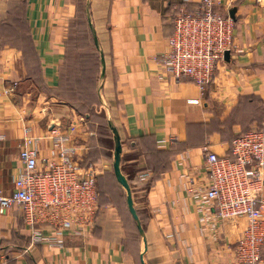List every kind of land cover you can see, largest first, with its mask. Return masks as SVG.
<instances>
[{
	"label": "crops",
	"instance_id": "1",
	"mask_svg": "<svg viewBox=\"0 0 264 264\" xmlns=\"http://www.w3.org/2000/svg\"><path fill=\"white\" fill-rule=\"evenodd\" d=\"M181 10L197 13L201 0L0 1V34L15 28L17 14L24 16L22 28L34 52L28 56L0 35V193L14 192L24 139L45 137L42 167L52 149L50 129L58 125L76 124L82 161L99 169L109 168L110 158L114 163L116 146L103 104L82 114L57 99L66 93L62 80L82 18L89 46L99 56L98 91L122 141L120 172L146 233V264H231L247 221L221 220L201 196L208 183L202 150L229 156L234 137L264 129V0H219L218 12L234 22V41L204 94L189 80L165 75L160 62L170 52ZM148 149L171 158L155 181ZM147 172L150 179L141 182ZM119 195L116 201L110 194L102 198L86 235L66 230L63 247L32 245L22 210L13 206L0 214V264H139L144 243L126 226V194Z\"/></svg>",
	"mask_w": 264,
	"mask_h": 264
},
{
	"label": "built area",
	"instance_id": "2",
	"mask_svg": "<svg viewBox=\"0 0 264 264\" xmlns=\"http://www.w3.org/2000/svg\"><path fill=\"white\" fill-rule=\"evenodd\" d=\"M218 4L219 0H201L199 12L181 10L174 19L170 52L160 61L165 75L193 82L202 94L234 41V22L218 12ZM76 132V124L50 129L52 149L42 167L40 143L45 137H26L14 192L11 196L0 193V214L20 207L32 245L63 247L66 230L86 235L97 221L98 170L92 164L81 166ZM202 151L208 183L201 196L221 220L247 221L231 264H264V131L254 129L235 138L229 156L219 157L208 147ZM150 176V172L143 173L139 180L147 182ZM189 190L195 193L193 186Z\"/></svg>",
	"mask_w": 264,
	"mask_h": 264
},
{
	"label": "rangeland",
	"instance_id": "3",
	"mask_svg": "<svg viewBox=\"0 0 264 264\" xmlns=\"http://www.w3.org/2000/svg\"><path fill=\"white\" fill-rule=\"evenodd\" d=\"M17 24L18 25L23 24L22 20L19 19L17 21ZM77 24H78V28L74 32V36L71 40L72 46L69 49V55H68L69 65H68V68L66 69L67 71L64 73L63 80H62V88L61 89L64 88L66 93L62 94V95H58L57 99H58V101H63L65 103H67L68 105L72 106L74 109L76 108L81 113L86 114L89 112L88 114H91V113L93 114L94 110H96V108H95L96 105H97V107L101 108L102 104L98 105V103L94 104V102H92V97H93V100L96 99L95 95L79 93V91L82 89H86L87 93H88V83H87L89 81L88 76L90 77V75H92L93 68L90 66H86V65L83 66L82 65L83 63L79 61L80 53L86 52L85 54H87V52L90 50V46H89V42H88L90 37L88 35V31L86 30L84 19L81 18L80 20H78ZM21 27H24V26L21 25ZM0 35H2L4 38L7 37V39H9L11 37L10 36V30L3 31V32H1ZM12 37L14 39L17 38L16 32L13 33ZM82 49L85 51H83ZM82 67H84V68L81 70ZM81 73H83V74H81ZM85 74L87 77L83 78V80H82V77ZM79 76L81 78L80 80L78 79ZM76 82H78L79 84L76 85ZM82 160L83 159L81 157L80 161H82ZM89 165H91V164H89ZM92 165H95L97 167L96 164H92ZM88 166H85V168ZM106 166L109 168H105V169L104 168L99 169V167L97 168V170H98L97 189L99 188V191L103 194L112 193L111 196H112L113 200L116 201V196L120 197V195L116 194V188L119 187V185H118L119 182L116 179V175L114 173L113 158H110L108 160V163L106 164ZM82 167H84V166H82ZM119 192H123L124 194H126L123 191V189L119 190ZM99 210H101L100 206H99Z\"/></svg>",
	"mask_w": 264,
	"mask_h": 264
},
{
	"label": "trees",
	"instance_id": "4",
	"mask_svg": "<svg viewBox=\"0 0 264 264\" xmlns=\"http://www.w3.org/2000/svg\"><path fill=\"white\" fill-rule=\"evenodd\" d=\"M21 6V8H25V5L24 4H21L20 5ZM20 6L18 7L19 8V10H18V12L21 10L22 11V9L20 8ZM18 15V17L19 18H21L22 19V17L24 18V16H19V14H17ZM10 20H11V18H10ZM16 20V17L11 21V23H13L14 25H15V28H13V27H11V29H8V30H10V38L9 39H7V37L6 38H4V40L6 41V42H8V43H11V44H14V45H16V46H18V48H20L26 55H28V56H33L34 55V52H33V48H32V46H31V43H30V38H28V37H26L25 36V34H26V30L25 29H23L22 27H21V25H18L17 24V21H15ZM25 20H22V23L23 24H25ZM22 24V25H23ZM14 32H16V34H17V38L16 39H14L13 37H12V35H13V33ZM83 50V49H82ZM83 51H85V50H83ZM86 52H82V53H80V55H79V61L80 62H82L83 64V66H90V67H92L93 68V73H92V75H90V77L88 76V78H89V81L87 82L88 83V93H87V90L86 89H82V90H80L79 91V93H81V94H92V95H95L96 96V99L95 100H93V97H92V102H94V104L96 103H98V105H101L102 104V102H101V98H100V93H99V91H98V85H97V82H98V78H99V74H100V70H99V65H98V54L93 50V49H91L90 48V50L87 52V54H85ZM88 55V56H87ZM84 67H82L81 68V70L83 69ZM81 74H83V73H81ZM85 77H87L86 76V74L82 77V80H83V78H85ZM79 80L81 79L80 78V76H79V78H78ZM78 80V81H79ZM79 83L78 82H76V85H78ZM60 95V94H59ZM93 104V103H92ZM81 113V112H80ZM89 113V112H88ZM82 114H84V113H82ZM257 130H261V131H264V129H261V128H258ZM250 130H248V131H246V132H243L242 134H245V133H247V132H249ZM242 134H240V135H242ZM240 135H238V136H240ZM238 136H236V137H234L233 139H232V141H231V143L233 142V140L235 139V138H237ZM231 149V148H230ZM149 151H150V153H149V155H148V157H150L149 158V162H150V165H151V167H152V170H153V172H154V181L155 180H157L165 171H167L168 169H169V167H167V165H168V163H170V159L168 158V154L167 153H163V152H159V151H156V150H154V149H148ZM185 150V149H184ZM183 152V151H182ZM182 152H180V153H182ZM231 152V151H230ZM86 161V162H85ZM85 161H82V163H81V165L82 166H88L90 163H92L90 160H87V158L85 159ZM97 185H98V181H97ZM105 193V192H104ZM98 194H99V206H100V208H101V200H102V198H105V196H107L109 193H106V194H103V193H101L100 191H99V188H98ZM103 194V195H102ZM112 193H110V195H111ZM116 194H118L119 195V190H118V188H116ZM118 196H116V198H117ZM126 203V202H125ZM100 211L101 210H99V212H98V216H99V214H100ZM127 216L128 217H126L127 218V225L126 226H131V227H133L134 229V231L138 234V236H140V233H139V231H138V229H137V226H136V224H135V222H134V220H133V217L131 216V214H130V212H129V210L127 211ZM139 215V214H138ZM97 216V217H98ZM140 216V215H139ZM141 218V217H140ZM138 263L139 264H142L141 263V256L139 255L138 256Z\"/></svg>",
	"mask_w": 264,
	"mask_h": 264
},
{
	"label": "water",
	"instance_id": "5",
	"mask_svg": "<svg viewBox=\"0 0 264 264\" xmlns=\"http://www.w3.org/2000/svg\"><path fill=\"white\" fill-rule=\"evenodd\" d=\"M231 16H232V18L234 17L233 16V12L231 13ZM229 56H230V53L227 51L225 53V60H228ZM100 98H101V102H102V104L104 106V109L106 111L108 126H109L110 130L113 133V138H114V142H115V146H116V152H115V156H114V171H115V175H116V178H117L119 184L123 187V189L126 192V202H127L128 210H129L131 216L133 217V220H134V222H135V224L137 226V229H138V231L140 233V237H141V239H142V241L144 243V248L145 249H144V252L141 253V263L142 264H146L145 259H144L146 246H147L146 233H145V230L143 228V225H142V222L140 220V217H139L138 213L135 210L132 190H131L129 184L123 179V177L121 175V172H120V168H119V153H120L121 148H122L121 137H120L118 129L116 128V126L114 124L110 109H109L107 103L101 97V94H100Z\"/></svg>",
	"mask_w": 264,
	"mask_h": 264
}]
</instances>
